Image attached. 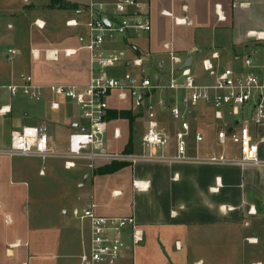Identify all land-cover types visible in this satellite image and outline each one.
I'll return each mask as SVG.
<instances>
[{
    "label": "crops",
    "instance_id": "obj_1",
    "mask_svg": "<svg viewBox=\"0 0 264 264\" xmlns=\"http://www.w3.org/2000/svg\"><path fill=\"white\" fill-rule=\"evenodd\" d=\"M63 1L71 2L72 6L38 10V6L50 0H25L24 8L16 9L7 0H0V107L10 106L9 112L0 114V148L9 146L13 131L45 124L51 145L65 151L70 134L81 124L64 114L65 106L71 103L69 99L58 98L60 109L52 110L51 95L29 104L26 98L12 97L5 89L22 72L32 74L38 83L46 85L88 82V52L81 51L73 57L60 55L57 61L45 59L42 53L35 59L31 49L36 48L31 47L39 42L29 30L24 31L23 25L29 18L41 19L46 23L45 28L56 24L55 34L61 33L52 47L78 46L77 36L83 28L68 27L65 21L78 17L88 0ZM146 2L152 21L150 34L132 36L129 40L119 36L106 44L108 50L124 52L126 56L125 62L111 70L113 75L139 73L131 60L141 55L145 56L147 70L155 66L159 71L156 78L158 75L163 78L170 62L165 49L169 44L184 58V64L191 59L190 67L201 83L213 81L212 73L204 69L205 59H211L215 73L232 67L258 72L264 78V65H259L264 59V37H256V34L264 36V0ZM72 10L74 16L69 15ZM184 19L187 23L182 22ZM199 31L205 34L201 40L197 39ZM9 49L17 50L12 61L8 60ZM215 52L217 58L212 57ZM249 57L255 64L251 69L244 65ZM196 59L207 78L194 72ZM158 95L171 99L173 92L159 91ZM21 100L27 104L21 105ZM109 105V112L132 110L136 116L133 134L127 119L108 117L109 148L127 152L133 135L131 152H140V139L146 129L143 105L120 100L117 91L110 95ZM249 111L246 107L245 116ZM196 117L197 128L205 138L202 144L207 145L201 155L220 152L216 131L223 127L230 131L243 119V115L227 113L219 122L207 105H201ZM159 121L162 126L173 125L167 111L159 114ZM249 125L253 133L264 135L263 125L253 122ZM115 128L121 131L119 139L113 136ZM260 157L264 160L263 150ZM33 162L0 155V264H80L88 233L82 231L78 220L70 227L67 218L73 208L87 207L92 201L97 204L99 215L133 216L144 231L143 242L130 249L121 264H207L212 259L221 262L223 257L227 258V264H239V257L249 258L246 264H264L255 259L252 251L261 248V237L264 239V166L139 162L125 163L114 173H96L108 164H99L93 171L79 164L74 169H80L82 181L77 183L69 204L71 209L65 207L63 200L52 203L38 198L37 208L32 211L31 183L36 175ZM42 169L46 172L45 166L37 168L41 177L45 176L40 174ZM37 191L40 193L39 188ZM240 232L242 240L248 241L245 254L244 249L238 250V240L235 242L233 238V234ZM261 250L264 256V243Z\"/></svg>",
    "mask_w": 264,
    "mask_h": 264
},
{
    "label": "built area",
    "instance_id": "obj_2",
    "mask_svg": "<svg viewBox=\"0 0 264 264\" xmlns=\"http://www.w3.org/2000/svg\"><path fill=\"white\" fill-rule=\"evenodd\" d=\"M109 25H108V23ZM176 22L181 21L179 19ZM182 22L187 23L186 19ZM190 23V22H188ZM68 27H82L77 36L78 46L65 48L32 49L35 59L43 53L45 59L57 61L60 55L77 56L89 53L90 77L83 85L40 84L30 73L22 72L5 86L12 97H24L41 102L51 95L52 110L60 109L58 98L64 97L77 104L82 112L83 123L70 134L67 149L59 151L51 145L45 124L24 126L11 134L10 144L0 148V155L9 157H32L45 162L49 158L61 159L64 168L72 170L85 164L94 170L99 164L125 162L187 163L206 165L264 166L260 151H264V135L253 133L249 122L264 126V78L252 70H236L232 67L215 73L211 59L203 61L204 69L212 73L213 81L201 83L191 67H184V58L169 44L165 49L169 66L165 72L166 82L158 75L147 73L145 56L136 55L131 64L139 73L125 72L120 77L111 70L125 62V53L108 50L106 44L119 36L129 40L132 36L148 35L152 30L149 6L146 0H88L80 15L65 21ZM34 25L43 29L45 21L36 19ZM261 39L262 34H256ZM12 61L16 49H9ZM213 58L218 57L215 52ZM249 69L254 61L244 60ZM117 91L120 100H130L143 105L146 129L140 139V152L112 150L108 146V113L110 95ZM159 91H171L173 97L158 95ZM201 105L210 106L214 118L221 122L226 114L243 115L241 123L231 129L223 127L216 131L220 152L207 155L197 152L204 142V134L197 128L196 115ZM250 109L245 116V108ZM10 111V106L0 107V114ZM167 111L172 127L162 126L159 114ZM115 139L121 137L119 128L113 132ZM230 145L235 153L230 151ZM237 154V155H236ZM42 169L40 174H44ZM92 201L84 208H73L70 215L80 222L83 232L88 233V243L80 257V264H121L130 249L144 240V231L133 216L105 217L97 213ZM127 238L129 241H127Z\"/></svg>",
    "mask_w": 264,
    "mask_h": 264
},
{
    "label": "rangeland",
    "instance_id": "obj_3",
    "mask_svg": "<svg viewBox=\"0 0 264 264\" xmlns=\"http://www.w3.org/2000/svg\"><path fill=\"white\" fill-rule=\"evenodd\" d=\"M9 3H11L14 7H16V9H22L24 8L25 5V0H7ZM49 3H42L40 6L37 7L38 10H46V9H51V6L49 5ZM29 10L32 9L28 7ZM70 16H74V10L70 11L69 13ZM27 20V19H26ZM34 21L33 18H29L24 26V31L25 30H29L30 35L35 36L36 41L39 42V44H34V46H32L31 48H39V49H43L46 50L48 48H55L52 47V45L55 42V38L58 37L59 34L61 33H57L55 34V30L56 27H54L56 24H54L52 27H50L49 29L45 28V29H39L34 25ZM58 24H62L61 21H59ZM62 25H60L61 27ZM59 27V28H60ZM67 34V33H66ZM65 34V35H66ZM205 34H202V32H198L197 33V39H202L204 37ZM60 38V37H59ZM58 38V39H59ZM36 45V46H35ZM32 50V49H31ZM259 65H264V59L263 62L259 63ZM193 70L196 74L198 75H206L202 68L200 66L197 65V59L195 61V64L193 66ZM147 73L150 74L151 77H153L155 74L159 73V71L157 70V68L155 66L150 67L147 70ZM258 73V72H256ZM258 75V74H257ZM163 76V82H166L165 76L162 74ZM81 77V76H80ZM204 78H207V76H204ZM27 100V99H25ZM25 102V103H24ZM27 102L30 104H33V101H28ZM26 101H20L19 103L21 105L27 104ZM70 104L65 106V115L67 116H73L75 118V120L77 122H81L83 123L82 120V112L80 107L75 104V102L70 100ZM18 103V105H19ZM24 125H29V123H24ZM205 146H207L205 143L202 144V147H200V150L198 148L197 152L198 153H202L205 149ZM235 148H233L232 145H230V151H232V153H235L236 151L234 150ZM17 160H23V161H28V160H32L33 162V167L36 168L35 172L36 175H34V177H32V203H31V207L30 209L33 211V209L35 210L37 208L38 205V198H40L42 201L44 199H47V201L50 202H55V201H65L64 205L66 208H68L69 210L70 208V201L72 199V197L75 195L76 191H77V183L82 181V177H81V172L80 169H72V170H64L63 166H61L60 163L63 164V161H57L59 159L56 158H49L47 159L45 162H42L40 159L38 158H32V157H20L17 156L15 157ZM60 162V163H58ZM40 166H45L46 168V172H45V176L41 177L38 175V170L37 168ZM79 175V176H78ZM77 176V177H76ZM36 188V189H35ZM39 188L40 193L37 191V189ZM73 201V199H72ZM70 227H74L76 219L69 215V217L67 218ZM233 234V233H232ZM242 232L238 233V234H233V238L235 240V242L238 240V242H236V246L239 248L238 250L241 251L244 249V254H245V249H246V243L248 241H244L242 240ZM128 240V238H127ZM233 241V243L235 244V242ZM264 243V239L261 237V241H260V247L261 248H255L254 250H252L255 255V259L257 260H261L264 261V256L262 255L263 250L262 249V245ZM249 258L247 257H239V264H246ZM223 264H227V258L223 257L222 261ZM219 260L216 259H212L211 262H208L207 264H218L221 263Z\"/></svg>",
    "mask_w": 264,
    "mask_h": 264
},
{
    "label": "trees",
    "instance_id": "obj_4",
    "mask_svg": "<svg viewBox=\"0 0 264 264\" xmlns=\"http://www.w3.org/2000/svg\"><path fill=\"white\" fill-rule=\"evenodd\" d=\"M51 8L61 7L65 8V2L63 0H50ZM110 119L123 118L127 119L130 125L131 132L133 134V123L135 121V115H133L132 110H110L108 113ZM132 127V128H131ZM134 148L133 135L130 137L129 143L127 144L126 151L131 152ZM125 165V162H112L111 164L102 166L97 169L96 173H114L120 170Z\"/></svg>",
    "mask_w": 264,
    "mask_h": 264
},
{
    "label": "water",
    "instance_id": "obj_5",
    "mask_svg": "<svg viewBox=\"0 0 264 264\" xmlns=\"http://www.w3.org/2000/svg\"><path fill=\"white\" fill-rule=\"evenodd\" d=\"M65 6L70 7V6H72V4H71V2H65ZM108 25H109V23H108ZM191 63H192V61H191V59H189L183 66L180 67V69H182L184 67H189L191 65ZM158 79L159 78L157 77L156 80L158 81ZM141 100H142V96L138 99V104L140 103Z\"/></svg>",
    "mask_w": 264,
    "mask_h": 264
}]
</instances>
